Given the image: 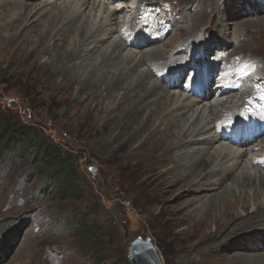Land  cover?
Here are the masks:
<instances>
[{
  "label": "bare ground",
  "instance_id": "6f19581e",
  "mask_svg": "<svg viewBox=\"0 0 264 264\" xmlns=\"http://www.w3.org/2000/svg\"><path fill=\"white\" fill-rule=\"evenodd\" d=\"M111 1L53 0L46 3L53 4V7L46 10V5L39 6V2L43 1L19 0L17 16L5 20L1 26L9 32L6 39L24 32L23 38L28 40L27 36L33 33L35 38L29 39V51L30 54L42 52L41 57L45 60L43 65L48 75L46 87L49 89L51 102L63 103L66 107L63 113H68L69 106L76 108V120L79 124H85L88 132L92 130L105 134L99 142L105 146L108 160H136L137 150L145 144H150L149 152L140 158V162L149 163L155 168L167 164L164 173L172 172L171 175L176 179L173 182L188 175L191 180H195L193 189L196 195L192 198L194 200L206 196L204 193L209 192L207 197L214 201L202 203L196 208L198 213L192 212L188 216L190 220L196 219L193 227L197 228L215 220L212 216L216 213L225 216L228 207L242 200V197L246 200L252 198L253 210L245 215L239 212L226 235L215 242L213 240L205 249L224 246L233 238L237 239L238 245L233 244L231 248L254 250L257 243L261 242V246H264L261 238L264 236V204L257 200L259 196L264 197V150L262 145L256 144L259 141L264 142V115L261 111L262 114L252 111L255 105L251 101V97L257 98V92L259 95L260 86L255 87L252 94L246 83L240 87L239 81L248 75L253 64L245 69L228 66L223 61V54L215 50L210 51V45L207 44L216 43L218 50L222 45H226L229 24L221 20L220 14L224 11L229 14L230 8L235 5L228 7L229 0L225 1V7L215 4L213 0H193L188 5L178 7L185 13V18L180 22L171 23L166 19L158 20L154 16L151 28L144 29L146 23L139 28H133L131 38H135L136 42L142 40L133 43V40L128 41L125 37L118 39L114 34L117 29L126 25L133 26L146 14L141 12L138 15L136 10H131L135 0H124L126 5L121 4L119 8H128V16L118 21V9L109 6ZM138 1L140 4H157L155 0ZM236 1L240 7L244 6L242 1L249 6L259 4L257 0ZM3 3L14 5L13 0H4ZM197 13L198 16L195 15ZM40 16H43V21ZM182 24H185V27ZM240 24L248 26L246 23ZM10 30L14 32L10 33ZM158 31H161L163 38L155 35ZM175 31L178 34L184 32L182 40L177 42L176 47L172 42H163V54L160 51L162 47L157 46L146 48L144 52L133 49L126 53L121 52L127 45L138 48L162 42L167 33L173 37ZM103 32L105 33L102 34ZM236 35L240 37L242 33L236 31ZM47 39L51 40V45L46 44ZM201 39L202 43H195ZM100 44L102 46H99ZM91 52H97L95 57H92ZM200 53L202 55H199ZM232 53L241 55L237 50H232ZM114 58L116 59L113 60ZM142 65L147 66L139 69ZM152 65L159 71H166L165 75L172 76H177L181 71L186 74L188 70L193 69L197 73L194 78H197L198 82L186 89L189 94H185L176 88L179 86L178 76L173 78L171 84L166 83L165 76L151 80L155 75ZM105 66L107 67L103 70ZM199 68L201 71L206 70L207 74L199 77ZM218 72L216 88L212 89L208 76L213 77ZM233 91L237 93L231 100L228 93ZM61 94L64 96L60 97ZM262 105L264 107V101ZM230 109L233 113L237 111L234 119ZM95 116L100 117L99 124L93 122ZM215 120H223L228 125L217 127L213 124ZM232 123L236 127L228 135L226 131L231 128L232 125L229 124ZM174 137L177 138L176 141L173 140ZM227 137H230L228 143L239 148L230 151L228 144L216 145ZM136 140L141 143L138 148L127 150L131 142ZM114 143L116 145L112 146ZM253 143L258 145L257 152H251L249 147L243 148L244 145L253 146ZM124 149L127 150L126 153L115 155ZM200 215L205 216L199 220ZM19 223L14 227L16 233L24 224L23 221ZM257 228L261 230H256ZM241 232L244 233L242 238L239 237ZM23 235L25 236L18 240L16 252L24 247L28 239L27 234ZM209 237L213 236L209 234ZM9 241L8 244L0 246V258L16 243L15 233L10 234ZM237 256L238 259L233 260V264H264V256L261 254L254 255L251 252Z\"/></svg>",
  "mask_w": 264,
  "mask_h": 264
},
{
  "label": "rangeland",
  "instance_id": "374dc122",
  "mask_svg": "<svg viewBox=\"0 0 264 264\" xmlns=\"http://www.w3.org/2000/svg\"><path fill=\"white\" fill-rule=\"evenodd\" d=\"M3 1L0 0V111L11 117H17L23 122L35 124L42 128L45 136L60 144L64 152L72 155L76 179L72 182L70 193L63 195L53 192V194L44 195L38 188L40 184L50 178L49 174L54 171L52 168L44 166L42 173H39L40 175L38 174L32 181L26 179L29 171H27V165L21 164L20 160L16 170L10 173L0 171V246L10 242V234L15 233L16 237V243L9 247L7 254L1 255L0 264H94L96 259L98 260L97 264H129L127 245L137 237L151 238L162 264H233L239 254L248 255L252 252L254 255L264 256L262 242L261 244L257 243L254 250L243 251L241 248H231L233 244H237V239L234 238L224 246L217 247L218 249L213 247L205 249V246L212 244L213 240L215 242L226 235L239 212L245 215L253 210L252 198L246 200L242 197V200L228 207V213L225 216L216 213L212 216L215 220H210L196 228L193 227L196 219L190 220L189 214L198 213L196 209L198 206L202 203H210L214 199L210 198L209 200L207 197L209 192L204 193L206 195L204 197L192 199L196 195L195 189H193L195 180H191L187 175L173 182L176 179L171 175L172 172L164 173L168 167L167 164L164 163L155 168L149 163L140 162V158L145 156L149 150L150 144H145L137 150L136 160H108L105 146L99 142L105 134L95 133L92 130L88 132V127L85 124H79L76 120V108L69 106L68 113H63L66 108L63 103L53 104L51 102L49 89L46 87L48 75L43 65L45 60L41 57L42 52L30 54L29 51V39L35 38L33 33L27 36L28 40L23 38L24 32L23 35L19 34L10 39L5 38L9 32L1 25L5 20L14 19L17 16L20 2L13 0L14 5H11L5 4ZM35 1H43V3L39 2V6L46 5V10L53 7V4H46L53 0ZM155 1L157 4L149 5L140 4L138 0H135L131 10H136L138 15L141 12L146 15L139 18L137 23L131 27L126 25L117 29L114 36L118 39L125 37L128 41L133 40V43L141 42L142 40L136 42L135 38H131L130 33L133 28H139L143 23L147 24L144 29L151 28L154 16L158 20L166 19L171 23L180 22L185 18V13L178 7L188 5L193 0ZM225 1L213 0L215 4L224 7ZM229 1L228 7L231 4L235 6L230 8L229 14H226L227 11L220 14L221 20L229 24V29L226 31L228 42L226 45H222L219 50L216 43L211 45L208 42L207 44L210 45V51L215 50L217 53L223 54V61L228 66L245 69L246 66L253 64L248 75L246 74L238 85L241 87L243 83H246L251 94L255 87L260 86V93L256 94L257 98L251 97V101L255 105L252 111L254 110L258 114L263 112L262 115H264L262 105L264 101V70H262L264 69V0H257L258 5L250 6L242 1L243 7H240L236 0ZM123 2L125 1L112 0L109 3V6L118 9L116 10L118 21H122L128 16V8L124 10L119 8L121 4L126 5ZM202 4L204 5L203 1ZM196 6L198 7V4ZM237 7L239 8L237 9ZM53 9L55 11V8ZM195 15L198 16V13ZM41 19L43 21V16ZM240 23H246L248 26ZM182 26L185 27V24ZM236 31L242 35L238 37ZM11 32L14 30H10ZM54 32L55 30L51 35ZM155 35L162 36V33L158 31ZM173 35L170 37L167 33L162 42L158 41L138 48L127 45L122 48L121 52L126 53L129 49L144 52L146 48L157 46L162 47L160 51L163 54V42H172L176 47L177 42L182 40L184 32L178 34L175 31ZM202 42L201 39L195 43ZM46 44L51 45V40L47 39ZM89 47L92 46L89 45ZM232 50H237L241 55L233 54ZM96 53L91 52L92 57ZM19 61L22 63L24 61V63H18ZM182 65L183 63H181ZM128 66L131 65L128 64ZM146 66L142 65L139 69L146 68ZM152 67L155 69V75L151 77V80L165 76L166 71H159L153 65ZM203 71L200 73L201 76L206 73ZM217 74L219 75V72ZM194 75L195 70L183 74L184 77L181 76L178 82L179 86L176 88L189 94L186 89L192 85ZM173 78L174 76L170 79L167 78L166 83L171 84ZM217 78L218 76H215L209 83L212 89L216 88ZM236 93L235 91L228 93L229 99L232 100V96ZM62 94L60 97L64 96ZM230 111L233 113L232 109ZM232 116L234 119L237 116V111H234ZM95 118L93 122L99 124L100 117L95 116ZM213 124L217 127H221L223 124L228 125L223 120H215ZM229 125H233V123ZM173 140L176 141L177 138L174 137ZM221 143L228 144L230 151L239 148L228 143L225 139L216 145H221ZM257 143L262 145L264 150V142ZM140 144V140L133 141L127 150L137 149ZM114 145L116 143L112 144V146ZM257 146L253 143V146L252 144L244 145L243 148L249 147L251 152L255 153L258 150ZM127 150L116 152L115 155H123ZM5 162L2 161V164ZM90 167L94 168V173L89 170ZM262 170L264 171V168ZM63 188L66 189L65 186ZM258 198L257 200L264 204V197L259 196ZM204 216L200 215L198 219L201 220ZM20 221H23L24 224L21 230L16 233L14 227L20 224ZM81 222L85 223L84 229L78 228V223ZM256 230L261 229L257 228ZM3 234L5 235L2 236ZM23 234L28 236L24 245L25 249L23 247L16 252L15 249L19 245L18 240L25 236ZM209 234L213 237H209ZM243 235L244 233L241 232L239 237L242 238ZM261 238L264 244V236Z\"/></svg>",
  "mask_w": 264,
  "mask_h": 264
},
{
  "label": "trees",
  "instance_id": "16d2710c",
  "mask_svg": "<svg viewBox=\"0 0 264 264\" xmlns=\"http://www.w3.org/2000/svg\"><path fill=\"white\" fill-rule=\"evenodd\" d=\"M19 160L22 161L21 164L27 165L28 181L42 173L44 166L54 170L49 174L50 178L47 177L40 184L38 189L41 194L58 192L65 195L71 192L72 182L76 179L72 155L64 152L60 144L45 136L42 128L0 111V171L10 173L16 170ZM2 161L6 162L2 164ZM58 180L61 182H57ZM84 225L83 222L78 223V228L84 229Z\"/></svg>",
  "mask_w": 264,
  "mask_h": 264
},
{
  "label": "water",
  "instance_id": "95a60500",
  "mask_svg": "<svg viewBox=\"0 0 264 264\" xmlns=\"http://www.w3.org/2000/svg\"><path fill=\"white\" fill-rule=\"evenodd\" d=\"M94 173V168L89 169ZM128 261L129 264H162L157 249L151 238H140L133 239L127 245Z\"/></svg>",
  "mask_w": 264,
  "mask_h": 264
}]
</instances>
